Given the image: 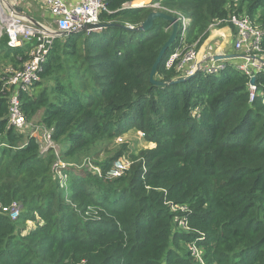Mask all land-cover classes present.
Wrapping results in <instances>:
<instances>
[{"label":"trees","instance_id":"16d2710c","mask_svg":"<svg viewBox=\"0 0 264 264\" xmlns=\"http://www.w3.org/2000/svg\"><path fill=\"white\" fill-rule=\"evenodd\" d=\"M135 1L105 0L100 21L120 25L56 37L40 78L20 91L27 119L40 114L53 129L59 156L11 125L7 68H23L32 47L0 38V202L25 207L15 220L0 208V264H264V94L251 102L248 76L231 64L153 84L172 26L157 18L147 32L130 28L156 10L128 5ZM155 2L191 18L189 46L234 11L264 29V0ZM179 37L157 80L183 75L179 62L167 65ZM133 127L155 146L121 176L107 172L123 150L95 162L101 171L58 173V158L73 164ZM37 216L42 222L28 230Z\"/></svg>","mask_w":264,"mask_h":264},{"label":"built area","instance_id":"2783aa9c","mask_svg":"<svg viewBox=\"0 0 264 264\" xmlns=\"http://www.w3.org/2000/svg\"><path fill=\"white\" fill-rule=\"evenodd\" d=\"M45 3L55 17V26L48 27L41 23L30 20L25 14L13 10L2 9L0 11V38L4 35L8 37V46L10 48L21 47L30 44L32 47L31 59L23 68L15 69L8 67L7 72L10 74L8 81L4 84V89L10 92L9 98V119L11 125L20 131L27 132L31 137L37 138L43 152L55 150L59 156L57 145L53 139V129L42 124L29 121L23 112L20 91L30 90L31 86L40 78L44 62L47 60L54 39L58 37L48 29L58 32H72L81 29L87 23L100 22V15L107 10L105 0H80L78 3H70L69 0H41ZM155 7H160L155 4ZM179 20L182 24L180 44L169 56L167 65L172 66L176 62L179 70L184 74L191 75L198 67V63H193L196 58L197 50L195 45L187 46L186 38L188 27L191 19L179 13ZM218 23H228L235 28V41L232 57L223 60L214 59L213 54H209V61L204 59L200 68L208 73H220L226 70L229 64H232L239 72L249 78V98L253 102L260 94H264V83L260 77L264 75V29L255 22L246 12H236L229 14L227 17L218 20ZM213 26H210L212 29ZM218 53V52H217ZM220 51L219 54H224ZM255 83H251V79ZM1 146L5 143L0 142ZM132 164V161L118 159L108 170L110 178L121 176ZM74 164L58 158L55 167L61 176L63 169ZM99 170V169H98ZM100 171V170H99ZM22 204L14 201L10 206L0 208L8 210L13 220L19 218ZM184 228H189L187 222L181 224ZM193 249L200 253L196 247ZM201 260L200 254H198Z\"/></svg>","mask_w":264,"mask_h":264},{"label":"rangeland","instance_id":"374dc122","mask_svg":"<svg viewBox=\"0 0 264 264\" xmlns=\"http://www.w3.org/2000/svg\"><path fill=\"white\" fill-rule=\"evenodd\" d=\"M30 4L24 5L21 0H0V8L5 10H15L16 8H22L19 13L25 14V15H38V13L42 10V6L40 4L36 3L35 1L28 0ZM153 0H140L136 1L135 3L138 4H150ZM40 2V0H39ZM158 4V2H155ZM42 5V4H41ZM136 5V4H133ZM8 7L7 9L4 7ZM18 11V10H16ZM42 18H44L42 16ZM53 26H55V22H52ZM210 26H213L212 29H208V35L204 38L202 42H199L198 48H197V55L196 58L193 60V63H196L200 59V50L202 48L205 49L204 53L206 54L208 51L216 50L217 48H222L226 41V33L224 32V28L230 26L228 23H218V20L211 23ZM172 31V28H171ZM198 42V41H197ZM196 42V43H197ZM195 43V44H196ZM205 44V46H203ZM32 122L40 124L41 123V115L39 114L37 117H35ZM57 144V143H56ZM59 144V143H58ZM57 144V147L59 148ZM60 145V144H59ZM61 146V145H60ZM155 144L149 140H147L146 135L143 131L140 129H137L136 127H133L125 132H122L120 135L116 136L114 139L109 141L107 143V146L97 145L95 147V150L93 149L91 153L86 154L73 162V164L77 168H83L88 167L89 169L93 171H101V167L97 165L95 162H103L107 160L108 158H111L117 151L123 150L124 155H121L120 157H117L112 160V166L115 164V162L122 158L129 161H132V158L135 159L137 155L144 149L154 147ZM41 150L43 152V146H41ZM62 152V149H61ZM99 169V170H98ZM82 171H78L80 174ZM77 175L75 174L74 177ZM19 201V200H18ZM20 202V201H19ZM25 209L24 205L21 207V211ZM42 219L37 216L36 220H28L27 228L30 230L31 228H35L38 223H41ZM28 232V231H27Z\"/></svg>","mask_w":264,"mask_h":264},{"label":"water","instance_id":"95a60500","mask_svg":"<svg viewBox=\"0 0 264 264\" xmlns=\"http://www.w3.org/2000/svg\"><path fill=\"white\" fill-rule=\"evenodd\" d=\"M144 4H136V5H133V6H142ZM17 9V8H16ZM19 11V10H18ZM30 20H33L34 17H31V16H27ZM157 18H162L166 21H169L171 23V26H172V31H171V34L169 36V38L167 39V41L163 44L162 48L160 49V52L153 64V67H152V71H151V76H150V80L153 84H156V85H162V84H166V83H174V82H179V81H183V80H187L189 79L191 76H193L195 73H197L199 71V69L197 68L195 73L190 75V76H182V77H179L177 79H170L168 81H160V80H157L156 79V74H157V70H158V66L159 64L161 63L165 53L167 52V50L176 42L178 36H179V20L176 16L172 15V14H169V13H166L164 11H160V10H154L152 11L148 16L147 18L142 22V24H140L138 27H130L132 29H136V30H141V31H149L153 25H154V22ZM35 20V19H34ZM36 21V20H35ZM110 25H120V24H113V23H104V22H98V23H87L85 24L81 29L79 30H82V31H88V30H98V29H102V28H106ZM79 30H75V31H79ZM49 32H53L55 35L57 36H65V35H68L72 32H75V31H72V32H66V31H61V32H58V31H55L52 29H48ZM233 55H223V54H218V55H215L214 58L215 59H224V58H229V57H232ZM251 83H255V79L252 78L251 80Z\"/></svg>","mask_w":264,"mask_h":264},{"label":"crops","instance_id":"0c3cea01","mask_svg":"<svg viewBox=\"0 0 264 264\" xmlns=\"http://www.w3.org/2000/svg\"><path fill=\"white\" fill-rule=\"evenodd\" d=\"M21 1L23 2L24 5L30 4V2L28 0H21ZM32 1H35L38 4L41 3L42 5L40 4V6H42L43 8L38 13V15H35L34 16V14H33L31 16H33L36 19V21L39 22V23H41V24H44V25H46L48 27L53 26L52 22L53 21L55 22V17L51 13L49 7L45 3H43L41 0H40V2H39V0H32ZM69 2L70 3H78V2H80V0H69ZM20 10H22V8H20ZM42 16L44 18H42ZM223 30L226 33V38H227L226 41H225L224 46L222 48H220V49L217 48L214 51H208L206 54L204 53V51L207 48H202L200 50V52H199V54L201 56L200 57V60H202V59H208L209 58V54L217 53V52H220V51L229 52L231 54H233L234 52H236L234 50V46H233V38H234L233 37L234 36V30H233V28H231V27L228 26V27L224 28ZM203 46H205V44Z\"/></svg>","mask_w":264,"mask_h":264},{"label":"clouds","instance_id":"9594fccd","mask_svg":"<svg viewBox=\"0 0 264 264\" xmlns=\"http://www.w3.org/2000/svg\"><path fill=\"white\" fill-rule=\"evenodd\" d=\"M133 4H135V3H134V2H133V3H129L128 5L133 6ZM155 4H156V3H150V4H144V5H142V6H145V5H152V6H154ZM158 4H159V3H158ZM159 5H160V4H159ZM134 7H135V6H134ZM154 7H155V6H154ZM155 8H156V10H158L160 7H155ZM16 10L21 11L20 8L15 9L14 11H16ZM19 11H17V12H19ZM160 11H161V10H160ZM179 13H180V12H178V14H179ZM181 14H182V13H181ZM183 15H184V14H183ZM25 16L27 17V16H31V15H25ZM31 17H33V16H31ZM177 18H178V20H179V16H178ZM188 18H189V17H188ZM34 19H35V18H34ZM34 19H33L32 21L38 23L37 21H35L36 19H35V20H34ZM190 19H191V18H190ZM191 21H192V20H191ZM100 22H101V21H100ZM97 23H98V22H97ZM190 24H191V22H190ZM228 25H230L229 27L233 28V30H234V36H233V37H234V38H233V46H234L235 32H236V31H235V28H234L233 25H231V24H228ZM189 28H190V25H189V27H188V31H189ZM179 29H180V31H179V35L181 36L182 24H181V21H180V20H179ZM209 30H210V27H209ZM187 35H188V32H187ZM178 37H179V36H178ZM226 39H227V38H226ZM197 43H198V42H197ZM197 43H196V44H193V45H195L196 50H197V48H198ZM179 44H180V37H179V43H178V46H179ZM25 45L29 46V44H25ZM25 45H23V46H25ZM193 45H191V46H193ZM178 46H177V47H178ZM187 46H189V45H187ZM8 47H9V46H8ZM21 47H22V46H21ZM177 47H176V48H177ZM176 48H175V49H176ZM213 51H214V50H213ZM173 52H174V51H173ZM173 52H172V53H173ZM172 53H171V54H172ZM171 54H170V55H171ZM218 54H219V52L216 53L215 55H218ZM229 54H230V55H233V54H231V53H229V52H226V53H224L223 55H229ZM215 55H214V56H215ZM214 59H215V58H214ZM224 59H228V58H224ZM203 60H204V59H202V60L199 59V60L197 61V63H198V67H197V68H198L199 70H203V69L200 68V64L202 63ZM206 60L209 61L210 59L208 58V59H206ZM216 60H223V59H216ZM229 65H230V64H229ZM231 65H232V64H231ZM232 66H233V65H232ZM228 67H229V66H228ZM233 67H234V66H233ZM197 68H196V69H197ZM234 68H235V67H234ZM235 69H236V68H235ZM195 71H196V70H195ZM195 71H194V73H195ZM194 73H193V74H194ZM220 73H221V72H220ZM220 73H217V74H220ZM242 74H243V73H242ZM191 75H192V74H191ZM182 76H190V75H187V74H184V73H183ZM182 76H180V77H182ZM251 80H252V79H251ZM40 124H42V123H40ZM42 125H44V124H42ZM12 126H13V125H12ZM48 128H49V127H48ZM51 129H52V128H51ZM17 130H18V129H17ZM18 131H20V130H18ZM26 134H27L28 136H30L27 132H26ZM30 137H31V136H30ZM34 138H35V137H34ZM2 143H3V142H2ZM39 143H40V142H39ZM40 145H41V144H40ZM56 145H57V144H56ZM0 146H1V145H0ZM57 148H58V147H57ZM58 149H59V148H58ZM76 168H77V167H76ZM78 169H79V168H78ZM16 201H18V200H16ZM21 204H22V203H21ZM22 205H23V204H22ZM21 212H22V211H21Z\"/></svg>","mask_w":264,"mask_h":264},{"label":"bare ground","instance_id":"6f19581e","mask_svg":"<svg viewBox=\"0 0 264 264\" xmlns=\"http://www.w3.org/2000/svg\"><path fill=\"white\" fill-rule=\"evenodd\" d=\"M138 1H140V0H138ZM135 2H136V1H135ZM135 2H134V3H135ZM135 4H138V3H135ZM4 8H6V9H7L8 7H6V6H5ZM1 10H2V8H0V11H1Z\"/></svg>","mask_w":264,"mask_h":264}]
</instances>
